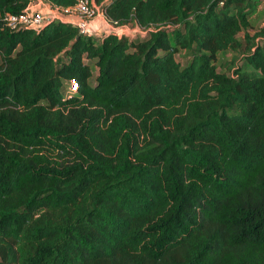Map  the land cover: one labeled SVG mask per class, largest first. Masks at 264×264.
Returning <instances> with one entry per match:
<instances>
[{
  "label": "trees",
  "instance_id": "obj_1",
  "mask_svg": "<svg viewBox=\"0 0 264 264\" xmlns=\"http://www.w3.org/2000/svg\"><path fill=\"white\" fill-rule=\"evenodd\" d=\"M92 1L0 0V264H264V1Z\"/></svg>",
  "mask_w": 264,
  "mask_h": 264
},
{
  "label": "built area",
  "instance_id": "obj_2",
  "mask_svg": "<svg viewBox=\"0 0 264 264\" xmlns=\"http://www.w3.org/2000/svg\"><path fill=\"white\" fill-rule=\"evenodd\" d=\"M43 5L41 0H28L26 6L19 13L4 15L6 25L11 28L22 26L38 29L47 19L60 18L75 25L81 33L99 35L104 30L118 28L115 20L107 17L104 10L100 9L92 0H76L72 5L60 10L46 7V17L40 10ZM262 25H264V20ZM75 88L76 82L71 80L70 89L74 90Z\"/></svg>",
  "mask_w": 264,
  "mask_h": 264
},
{
  "label": "rangeland",
  "instance_id": "obj_3",
  "mask_svg": "<svg viewBox=\"0 0 264 264\" xmlns=\"http://www.w3.org/2000/svg\"><path fill=\"white\" fill-rule=\"evenodd\" d=\"M40 10L42 11V14L44 15V17H46L47 16L46 7L43 5L40 8ZM260 15L261 14H259V11H258L254 13V15H251V17L249 18L251 22L250 31L257 29L259 28L260 25H262V22H261L262 19ZM124 31L129 37H135V36L141 35L144 32L140 27L136 26L133 23L131 24L129 23L128 28H125ZM238 36L241 37V33H239ZM232 55H233V52L230 50H225L222 53L219 52L217 54L218 57L215 58V64L217 65V68H221L224 62L227 61ZM189 56L190 54L187 52V50H184V49H181L174 53V57L179 62L180 65L185 64L186 61L189 59ZM90 67H91V71L95 73L96 69H95V66L93 65V62H90Z\"/></svg>",
  "mask_w": 264,
  "mask_h": 264
},
{
  "label": "crops",
  "instance_id": "obj_4",
  "mask_svg": "<svg viewBox=\"0 0 264 264\" xmlns=\"http://www.w3.org/2000/svg\"><path fill=\"white\" fill-rule=\"evenodd\" d=\"M125 28H128L127 26Z\"/></svg>",
  "mask_w": 264,
  "mask_h": 264
}]
</instances>
